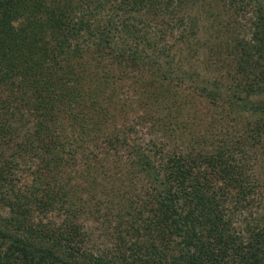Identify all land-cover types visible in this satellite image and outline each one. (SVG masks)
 <instances>
[{"label":"trees","instance_id":"obj_1","mask_svg":"<svg viewBox=\"0 0 264 264\" xmlns=\"http://www.w3.org/2000/svg\"><path fill=\"white\" fill-rule=\"evenodd\" d=\"M0 264H264V0H0Z\"/></svg>","mask_w":264,"mask_h":264},{"label":"rangeland","instance_id":"obj_2","mask_svg":"<svg viewBox=\"0 0 264 264\" xmlns=\"http://www.w3.org/2000/svg\"><path fill=\"white\" fill-rule=\"evenodd\" d=\"M201 35H204V34H201Z\"/></svg>","mask_w":264,"mask_h":264}]
</instances>
